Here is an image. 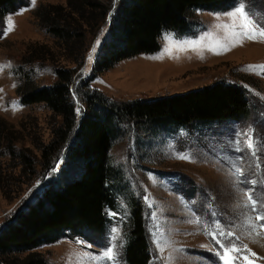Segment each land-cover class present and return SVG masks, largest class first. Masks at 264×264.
I'll use <instances>...</instances> for the list:
<instances>
[{"label":"rangeland","instance_id":"obj_1","mask_svg":"<svg viewBox=\"0 0 264 264\" xmlns=\"http://www.w3.org/2000/svg\"><path fill=\"white\" fill-rule=\"evenodd\" d=\"M67 1L19 0L0 20V125L30 158L22 165L2 142L1 177L8 190L5 194L0 189V230L15 223L45 189L77 178L82 169L69 155L77 135L49 168L40 165L41 149L51 142L62 118L45 103H24L20 92L28 77L37 87L48 88L57 80L55 69H77L70 90L79 120L91 112L82 97L85 90L112 102H152L222 82L245 91L249 114L239 121L152 126L147 132L125 126L112 144L111 164L120 184L104 230L67 231L35 251L46 264H129L126 249L137 202L145 223L146 264H224L221 246L242 250L230 252L231 264H264V219H258L264 216V70L259 67L264 65V38L244 39L229 50L217 44L231 43L222 27L233 22L227 13L242 3L246 11L260 16L264 0H234L195 11L185 27L162 32L159 51L115 62L104 71L96 70L97 62L128 0H98L110 9L105 22L88 27L85 43L76 40L70 45L47 32L36 16L41 6H66ZM249 130L254 148L247 146ZM248 194L257 201L255 208ZM114 228L117 239H111L117 235ZM109 247L111 259L101 255ZM25 255L4 262L21 264Z\"/></svg>","mask_w":264,"mask_h":264},{"label":"trees","instance_id":"obj_2","mask_svg":"<svg viewBox=\"0 0 264 264\" xmlns=\"http://www.w3.org/2000/svg\"><path fill=\"white\" fill-rule=\"evenodd\" d=\"M18 1L0 0V20ZM231 1L234 0H128L113 25L112 40L104 44V56L97 62L96 70L104 71L115 62L159 51L163 31L185 27L186 19L195 11ZM109 10L98 0H68L66 6H41L36 16L47 32L70 45L76 40L85 43L88 27L105 22ZM81 48L84 51L85 44ZM54 72L57 80L51 87L39 88L28 77L20 92L24 103H45L62 118L51 142L41 149L40 165L49 168L59 150L77 135L69 155L82 169L77 178L45 189L34 203L18 214L15 223L0 230V264L10 258L19 261L21 254H26L21 264H46L43 256L35 251L43 244L56 241L67 231L104 230L107 210L115 209V192L120 184L117 170L111 164L112 144L123 135L121 129L125 126L131 125L136 130L139 126L141 132H147V127L150 130L152 126L195 127L239 121L250 112L246 93L240 86L219 82L183 96L152 102H112L101 93L85 90L82 97L91 112L79 120L70 90L77 69L61 68ZM10 135L0 125V147L5 142L8 153L27 165L30 158L16 148ZM2 175L0 168V189L6 194L8 188ZM137 206L136 202L126 258L129 264H146L145 223Z\"/></svg>","mask_w":264,"mask_h":264},{"label":"snow or ice","instance_id":"obj_3","mask_svg":"<svg viewBox=\"0 0 264 264\" xmlns=\"http://www.w3.org/2000/svg\"><path fill=\"white\" fill-rule=\"evenodd\" d=\"M35 0H32V3L34 4ZM232 18L231 24H224L222 27L227 30L228 36L226 38H230L231 43L230 44H223L220 43L219 40H217V44L219 47L223 48L224 50H229L230 46H234L235 43H243L244 39H252L255 40L257 38H264V14L260 16H256L254 13L250 11H246L245 6L241 3L239 6H237L232 12L227 13ZM238 20V22H237ZM10 30V29H8ZM213 51H215V47L212 48ZM262 70H264V65L259 66ZM245 135H247V146L249 148H254V141L252 138V131L249 130ZM253 154H255L253 152ZM181 159H189L190 157L186 155H181ZM237 173L239 175H243L242 170L237 169ZM147 199V197H145ZM248 201L251 203L253 208H255L257 201L252 198L251 194H248ZM115 215V214H113ZM258 219H264V216L258 217ZM113 233H116L117 235H113L111 239H117L118 238V229H112ZM213 235V238H215L216 233H211ZM220 236H224L225 233L221 231L219 233ZM228 235H231V233H228ZM222 249V255H219V259L224 262V264H231V257L230 252H241V249L231 247H223ZM250 251V250H249ZM253 256L256 255L255 253H251ZM103 257L107 259H111L113 257V251L112 248L109 247L105 252L101 254ZM245 260H247V256L244 257ZM248 264H252L251 261H248Z\"/></svg>","mask_w":264,"mask_h":264},{"label":"bare ground","instance_id":"obj_4","mask_svg":"<svg viewBox=\"0 0 264 264\" xmlns=\"http://www.w3.org/2000/svg\"><path fill=\"white\" fill-rule=\"evenodd\" d=\"M261 251H262V253H264V247H261Z\"/></svg>","mask_w":264,"mask_h":264}]
</instances>
